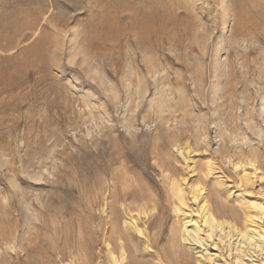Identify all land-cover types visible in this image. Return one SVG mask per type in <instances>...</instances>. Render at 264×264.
Instances as JSON below:
<instances>
[{
	"label": "rangeland",
	"instance_id": "rangeland-1",
	"mask_svg": "<svg viewBox=\"0 0 264 264\" xmlns=\"http://www.w3.org/2000/svg\"><path fill=\"white\" fill-rule=\"evenodd\" d=\"M124 244L264 264V0H0V264Z\"/></svg>",
	"mask_w": 264,
	"mask_h": 264
},
{
	"label": "bare ground",
	"instance_id": "bare-ground-1",
	"mask_svg": "<svg viewBox=\"0 0 264 264\" xmlns=\"http://www.w3.org/2000/svg\"><path fill=\"white\" fill-rule=\"evenodd\" d=\"M89 180H91V179H89ZM203 222H204V226L207 225L208 228L211 230V232L214 233V234H216L217 231H220L221 233L225 234V231L228 228V226H226L227 224H223V223L216 222V219L214 218V215L209 211V209L207 207L205 208V214H204V217H203ZM131 227H132V229H134L135 231H137L139 233V235L142 233L140 230H138L136 228L135 224H131ZM229 230L232 231V230H235V229L233 227H229ZM207 231L209 232V230H207ZM254 233L255 232H253V230H251L248 226H246L245 231L243 233L240 232V235H241L242 239L246 243L253 244V245H257L258 242L254 238ZM109 245H108V250H107V253H108V257L107 258H109V261L112 264H121V263H123L126 260V257H125V254L126 253L125 252L128 251V249L126 247V244H124L125 250L122 247L123 249L121 251V257L115 256L113 250L112 249H109ZM236 258H237V264H244L242 260H240L238 262L239 257H236ZM126 263H128V262H126Z\"/></svg>",
	"mask_w": 264,
	"mask_h": 264
}]
</instances>
